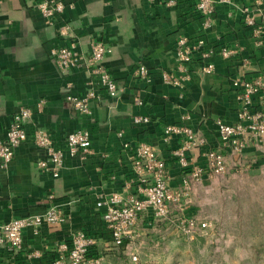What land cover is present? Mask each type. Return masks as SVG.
Instances as JSON below:
<instances>
[{"label": "crops", "instance_id": "1", "mask_svg": "<svg viewBox=\"0 0 264 264\" xmlns=\"http://www.w3.org/2000/svg\"><path fill=\"white\" fill-rule=\"evenodd\" d=\"M39 1L0 0V138L6 136L21 106L33 109L26 123L30 137L16 147L6 167L0 166V230L4 222L42 212L52 204L68 218L63 224L43 225L38 233L26 230L19 251L0 243V264H54L79 229L94 238L92 248L106 258L119 248L129 253L153 248L169 251L175 230L167 226L172 225L169 218L163 223L142 217L133 240L124 247L114 245L104 227L105 207L97 205L99 197L138 191L141 175L133 168V150L141 142L155 147L170 184L182 189L188 173L173 156L182 139L176 136L163 142L164 126L186 122L210 146H218L216 120L238 121L245 103V80L259 81L250 108L264 114V46L256 42L264 34V0H214L209 27L204 26L206 18L197 0H60L64 9L51 24L37 8ZM245 7L254 17L252 24L246 21ZM63 23L70 25L66 36L58 34ZM181 36L203 38L204 45L189 65L192 78L177 86L165 83L162 72L182 73L176 55ZM93 39L111 45L105 64L121 90L112 97L105 88L96 87L90 100L92 113L84 115L66 94L89 91V71L86 67L60 70L50 50L73 40L87 52ZM224 47L230 50L228 55L221 53ZM208 62L214 69L203 72ZM139 64L147 66L148 76L135 74ZM136 96L143 104L135 103ZM40 100H44L41 106ZM136 114L150 121L137 124L133 121ZM37 128L47 130L58 145L65 144L72 131L89 130L92 150L68 155L55 178L36 164L39 149L32 133ZM189 153L198 156L199 148ZM241 156L245 168H258L264 162V139L251 141Z\"/></svg>", "mask_w": 264, "mask_h": 264}, {"label": "built area", "instance_id": "2", "mask_svg": "<svg viewBox=\"0 0 264 264\" xmlns=\"http://www.w3.org/2000/svg\"><path fill=\"white\" fill-rule=\"evenodd\" d=\"M47 23H55L64 4L60 0H41L36 4ZM197 8L204 14V26H211L214 12V0H197ZM246 21L254 23V17L248 7L244 8ZM264 20V15H263ZM70 25L63 23L58 28V34L68 35ZM257 44L264 46V34H259ZM176 55L179 62L180 74L162 72V80L172 85H183L189 81V65L194 54L199 52L204 45L203 38L189 39L181 36L177 41ZM112 47L104 40L93 39L87 52L82 51L77 43L69 40L68 44L53 47L50 50L51 58L59 69L68 71L74 68L86 67L90 78L88 84L91 89L82 95L67 92L66 99L74 103L75 108L84 115L92 113L90 100L95 96V88H105L110 96L116 97L121 90L116 78L105 64L106 57L111 53ZM223 55H228L230 50L221 49ZM205 55H209L204 53ZM214 69L212 62L202 66L203 72H211ZM148 68L145 64H139L135 74L148 76ZM72 83L68 82L70 87ZM244 106L240 117L235 123H227L217 119L219 145L210 146L205 136L186 122L168 123L163 128V142L168 143L174 137L182 139V146L173 151L180 164L187 170V175L182 179L183 188L173 187L169 181V172L163 163L157 159L155 147L147 142L139 143L133 152L134 170L141 175V185L136 192L117 191L106 196L100 195L98 207H105L102 218L105 221V229L110 234L114 245L124 247L129 244L137 234L136 225L140 218L149 216L153 220L170 218L173 214L175 231L181 235H191L196 224V209L191 202V181H204L215 177L216 174L229 171H243L245 165L241 163V155L256 139L261 142L264 139V114L261 111H252V95L259 89V81L245 80ZM44 100H40L39 106ZM135 103L143 104V99L135 97ZM33 109L29 106H21L14 114L6 136L0 138V166L6 167L12 160L15 149L30 137L26 129V123L31 117ZM186 119L189 115L185 116ZM133 121L144 124L150 121L148 116L136 114ZM120 135L123 131L119 132ZM32 139L39 149L36 164L39 168L49 172L53 177H58L64 166L66 157L86 155L92 150L93 139L89 130H76L70 132L65 144L58 145L50 133L42 128H37L32 133ZM193 148H199L198 156L190 155ZM175 205V209L172 205ZM67 213L56 204L50 205L42 212L31 213L25 216L12 218L4 222L0 230V243H6L12 250H21L24 244V234L31 229L38 233L43 225L63 224L67 221ZM94 238L84 229L76 231L71 238V244L66 245L64 253L54 260V264H101L104 255H90ZM33 254H29L32 257ZM137 256L133 255V259Z\"/></svg>", "mask_w": 264, "mask_h": 264}, {"label": "rangeland", "instance_id": "3", "mask_svg": "<svg viewBox=\"0 0 264 264\" xmlns=\"http://www.w3.org/2000/svg\"><path fill=\"white\" fill-rule=\"evenodd\" d=\"M257 167L232 170L226 190L215 177L201 181L211 193L199 203L205 207L202 212L197 210L198 198L190 196L196 209L191 235L174 230L169 251L129 253L130 264H264V162ZM174 218L168 219L170 229L176 226ZM101 264L111 263L104 257Z\"/></svg>", "mask_w": 264, "mask_h": 264}, {"label": "trees", "instance_id": "4", "mask_svg": "<svg viewBox=\"0 0 264 264\" xmlns=\"http://www.w3.org/2000/svg\"><path fill=\"white\" fill-rule=\"evenodd\" d=\"M230 172L227 173H221V174H216L215 175V179L217 181H219L220 184H222V188L223 190H226L225 188V182L228 181V174ZM192 184V188H191V194L193 193V195H195L196 199L198 200L197 202V210L199 212H202L201 210L205 207H203L202 204H199L201 202V200L204 198V196L210 195L211 192H209V187L206 185H203L201 181H195L192 180L191 181ZM225 192V191H224ZM209 193V194H208ZM227 195L229 194L228 192H226ZM224 194V193H223ZM222 194V195H223ZM173 206V205H172ZM173 208H175V205L173 206ZM172 217H177V215H174ZM163 223L167 220V218L162 219ZM90 255H100L97 253V251L95 249H91V252L89 253ZM107 261L111 264H130V254L127 250H123V249H116L113 250V252L107 257Z\"/></svg>", "mask_w": 264, "mask_h": 264}]
</instances>
